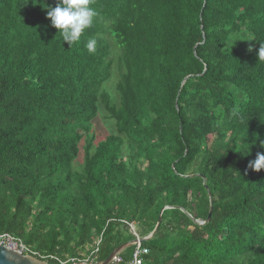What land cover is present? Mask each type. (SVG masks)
<instances>
[{"label": "trees", "instance_id": "obj_1", "mask_svg": "<svg viewBox=\"0 0 264 264\" xmlns=\"http://www.w3.org/2000/svg\"><path fill=\"white\" fill-rule=\"evenodd\" d=\"M92 7L70 46L41 2L0 0V232L61 259L101 240V262L171 206L144 264H264V0ZM100 104L116 133L99 140Z\"/></svg>", "mask_w": 264, "mask_h": 264}, {"label": "clouds", "instance_id": "obj_2", "mask_svg": "<svg viewBox=\"0 0 264 264\" xmlns=\"http://www.w3.org/2000/svg\"><path fill=\"white\" fill-rule=\"evenodd\" d=\"M42 6L47 9V17L51 20V25L58 29L62 41L67 42L70 46L80 40L84 31L93 25L94 18L98 15L92 5L95 0H57L55 7L42 0ZM96 39H89L85 45L89 53L96 52ZM259 60L264 61V43L261 42L259 49ZM261 147H264V141H261ZM247 154L250 152L244 149ZM249 168L259 172L264 169V153L257 152L256 158L249 161Z\"/></svg>", "mask_w": 264, "mask_h": 264}, {"label": "built area", "instance_id": "obj_3", "mask_svg": "<svg viewBox=\"0 0 264 264\" xmlns=\"http://www.w3.org/2000/svg\"><path fill=\"white\" fill-rule=\"evenodd\" d=\"M131 230L133 231L135 238L138 239L135 243H133L131 258L128 261H125L124 257L121 253L116 254L113 257V263L116 264H144V260L147 254L150 253L149 248L143 246V242L140 241L141 236L138 235L136 232V227L134 223H130ZM101 240H97V247L95 250L85 258H78V257H69L67 259H61L56 255H43L36 249L30 247L22 238L15 236L10 232H0V245H4L7 248L16 250L23 254H27L33 257H36L42 261L47 262L49 258L55 259L59 261L60 264H97L98 261L96 259V252L98 251V245L100 244Z\"/></svg>", "mask_w": 264, "mask_h": 264}, {"label": "water", "instance_id": "obj_4", "mask_svg": "<svg viewBox=\"0 0 264 264\" xmlns=\"http://www.w3.org/2000/svg\"><path fill=\"white\" fill-rule=\"evenodd\" d=\"M167 208H172V207L166 206L161 210L160 217H159V220H158V223H157L155 229L149 235H147L145 237H141L140 238L141 242H144V241L151 239L156 234V232L158 231V229L162 223V214H163L164 210ZM182 210L185 213H187L190 217H192V215L185 208H182ZM211 217H212V207H211V210H210V213H209L207 220H197V221L200 224H204L207 221H210ZM136 241H138L137 238L132 239V240L128 241L127 243H124V244L118 246L116 249L113 250V252L104 261L98 262L97 264H111V263H113V257L116 254L121 253L126 248L132 246L133 243H135ZM0 264H50V263L42 261V260H40L36 257H33V256L23 254V253L18 252L16 250L7 248L4 245H0Z\"/></svg>", "mask_w": 264, "mask_h": 264}, {"label": "rangeland", "instance_id": "obj_5", "mask_svg": "<svg viewBox=\"0 0 264 264\" xmlns=\"http://www.w3.org/2000/svg\"><path fill=\"white\" fill-rule=\"evenodd\" d=\"M119 80V73L116 71V67L114 70V76L113 78L107 83V88L110 92H112L114 95L118 96L116 89H115V84ZM95 124V132L97 134L98 139H104L107 135L116 133V125L115 121L110 119L107 116V112L104 109L103 105L100 104V111L98 114V117L94 120ZM85 160V153L84 150L81 151L80 157L78 160L75 162V166L77 168L81 167L84 164Z\"/></svg>", "mask_w": 264, "mask_h": 264}]
</instances>
